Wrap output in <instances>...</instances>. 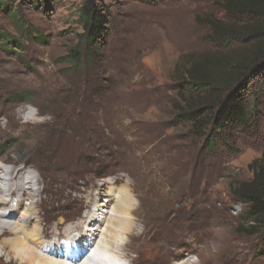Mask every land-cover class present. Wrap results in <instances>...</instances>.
<instances>
[{"label":"rangeland","instance_id":"obj_1","mask_svg":"<svg viewBox=\"0 0 264 264\" xmlns=\"http://www.w3.org/2000/svg\"><path fill=\"white\" fill-rule=\"evenodd\" d=\"M95 1L111 20L109 38L81 68L69 53L84 33L85 0H12L0 12V34L11 40L0 41V161L40 178L43 238L79 237L82 217L101 215L94 205L111 191L104 216L132 197V235H141L125 240L130 256L117 264H171L170 249L195 260L214 240L232 247L219 264H264L255 233L263 226L244 223L245 206L234 196L264 153V71L245 78L261 96L258 123L231 149L208 148L177 116L203 100L188 89L189 69L199 63L228 90L235 73L223 64L260 57L264 38L215 44L209 23L226 19L225 0ZM29 202L26 193L17 220ZM0 264L20 263L0 249Z\"/></svg>","mask_w":264,"mask_h":264},{"label":"trees","instance_id":"obj_2","mask_svg":"<svg viewBox=\"0 0 264 264\" xmlns=\"http://www.w3.org/2000/svg\"><path fill=\"white\" fill-rule=\"evenodd\" d=\"M51 1L43 0L47 6ZM9 5H12V0H0V12H8ZM222 6L226 19L209 23L215 44L229 47L238 40L264 38V0H225ZM103 12L95 0H85L81 8L84 33L79 46L69 53L72 62L80 68L82 63L94 58L96 47L107 45V27L111 20ZM0 41L10 43L11 40L3 33L0 34ZM246 58L233 57L223 64L224 69L235 73L228 85V81H225L228 90L214 80L208 71H201L199 63L188 71V89L201 95L203 100L194 107L180 110L177 116L192 126L198 138H204L208 148L225 146L231 149L238 133H249L258 123V101L261 96L251 90L245 78L264 71V54L254 59ZM258 163V168L254 170ZM250 168L254 171L252 180L239 184L234 196L245 206L242 214L244 223L252 228L258 224L263 226L261 232L255 229V233H260L264 240V153L260 161L252 163Z\"/></svg>","mask_w":264,"mask_h":264},{"label":"bare ground","instance_id":"obj_3","mask_svg":"<svg viewBox=\"0 0 264 264\" xmlns=\"http://www.w3.org/2000/svg\"><path fill=\"white\" fill-rule=\"evenodd\" d=\"M36 184H40V178L32 172L25 168L10 170L5 161H0V249L12 261L16 260L20 264H117V260L128 259L131 247L125 243V240L141 236L132 235V230L136 226L133 218L136 203L132 197H120L118 204L115 205L116 208L110 212L111 216L106 218L104 214H107L105 212L108 204L115 197L114 192H107L105 202L100 204L95 202L94 205L97 210L102 211L101 215L94 210L91 214L88 212L82 217L84 224H81L83 230L78 234L79 237L60 238L57 234L55 238L49 240L50 235L43 238L47 235L46 228H40L42 217L38 210L42 200L35 199L41 197L43 190L36 189L34 187ZM26 193L30 202L21 212V218L17 220ZM91 215L90 224H87L85 220ZM107 219L111 222L102 229V224ZM32 222H37V225L30 229ZM64 224L63 220L59 223V225ZM75 227L78 229V226ZM65 230V233L69 232L68 228ZM55 231L52 235H55ZM9 235L11 237L7 238ZM228 247L221 243V240H214L194 251L195 260L186 259L184 250L170 249L172 257L176 260L171 264H205L207 256H211L215 259L214 263L219 264Z\"/></svg>","mask_w":264,"mask_h":264}]
</instances>
